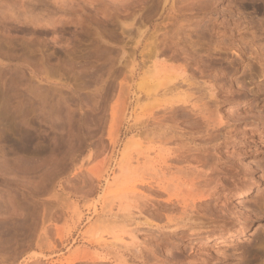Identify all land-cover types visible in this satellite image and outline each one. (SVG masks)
I'll list each match as a JSON object with an SVG mask.
<instances>
[{"label": "rangeland", "instance_id": "rangeland-1", "mask_svg": "<svg viewBox=\"0 0 264 264\" xmlns=\"http://www.w3.org/2000/svg\"><path fill=\"white\" fill-rule=\"evenodd\" d=\"M263 87L264 0H0V264H264ZM194 105L230 137L188 168ZM207 170L210 239L165 201Z\"/></svg>", "mask_w": 264, "mask_h": 264}, {"label": "bare ground", "instance_id": "bare-ground-1", "mask_svg": "<svg viewBox=\"0 0 264 264\" xmlns=\"http://www.w3.org/2000/svg\"><path fill=\"white\" fill-rule=\"evenodd\" d=\"M245 51V49H244ZM216 59V58H215ZM230 66V65H229ZM236 70V69H235ZM227 73V72H226ZM251 79V78H250ZM254 79V78H253ZM219 81V80H218ZM216 84V83H215ZM218 85V84H217ZM244 86V85H243ZM170 87V86H169ZM168 87V88H169ZM200 88V87H199ZM221 88V87H220ZM242 88V87H241ZM247 88V87H246ZM264 88V87H263ZM204 89V88H203ZM213 89V88H212ZM219 89V88H218ZM245 89V88H244ZM253 89V88H252ZM248 90V89H247ZM234 91H236L234 89ZM251 91V90H250ZM260 91V90H259ZM258 91V93H259ZM256 92V90H255ZM246 94L248 92H245ZM244 93V95H245ZM229 94V92H228ZM250 94V93H249ZM248 94V95H249ZM261 94V93H259ZM262 94H264L262 92ZM216 95V94H215ZM230 95V94H229ZM228 95V96H229ZM253 95V94H252ZM255 95H257L255 93ZM259 96V95H258ZM257 96V97H258ZM192 97V96H191ZM246 97V96H245ZM249 97V96H248ZM219 98V97H218ZM229 98V97H227ZM220 99V98H219ZM219 101V100H218ZM221 101V100H220ZM188 102V100H187ZM203 102V101H202ZM205 103V102H204ZM182 104V103H181ZM188 104V103H186ZM196 105V104H195ZM193 108H191L190 110V113L192 116H193V119H198L200 121L199 124H195V126H193L192 130L194 129L195 127V130H196V127L197 129L199 128L201 130V133L198 132L197 135H195V132L194 134L191 132H178L176 134L177 131H175V134L173 132L172 135H176L178 137H184L185 139L183 140L182 144H178L176 147L172 148H168L166 151H167V155H169L170 158L174 159L175 161L178 160V161H185L188 163L187 167L189 168V165L190 163L192 162H196V163H202V164H208L209 160L210 159H216L217 161H219L220 159H222L224 156L219 152L220 151V143L221 141H226L229 139L230 135L228 133L227 135V132H223V130L225 129V126H224V121H223V116L222 115H219V117H217V122L215 121L216 119H214V115L210 114V113H213V112H208L207 108H205L204 110L203 109H199L198 106H195ZM207 105V104H206ZM181 107V106H180ZM177 108V107H175ZM185 108V107H184ZM209 109V108H208ZM257 112V111H256ZM177 113H181V112H178ZM214 114V113H213ZM217 114V113H216ZM223 114V113H222ZM259 114V113H257ZM218 115V114H217ZM216 115V116H217ZM236 115V114H235ZM254 115H256L254 113ZM242 116V115H240ZM246 116V115H245ZM244 116V117H245ZM248 116V115H247ZM260 115L256 116L259 118ZM151 117V116H150ZM198 117V118H197ZM250 117V116H249ZM252 117V116H251ZM263 117L262 115L260 116V118ZM238 118V117H237ZM193 120V121H197V120ZM240 119V118H239ZM186 120V119H185ZM190 120V119H189ZM190 122V121H189ZM188 122V123H189ZM141 123V122H140ZM194 122H192L193 124ZM197 123V122H196ZM191 124V123H190ZM189 124V125H190ZM202 124V126H200ZM142 125V124H141ZM151 126V125H150ZM189 127V126H188ZM191 127V126H190ZM146 131V130H145ZM168 132V131H167ZM230 132V131H229ZM170 133V134H171ZM165 137V136H164ZM168 138V137H167ZM171 138V137H170ZM173 139V136L172 138ZM199 140V141H197ZM219 140H221L220 142H218ZM219 149V150H218ZM164 151V150H163ZM149 152L150 150H143V149H138L137 150V157L138 159H143V158H148L149 157ZM217 153L218 156H217ZM160 154V153H159ZM168 158V157H167ZM216 163V162H215ZM212 165V163H211ZM203 166V165H202ZM193 167V166H192ZM190 167V168H192ZM207 168V167H206ZM213 168V167H212ZM187 169V168H186ZM211 169V168H210ZM215 169V168H214ZM194 171L196 169H193ZM209 170V168H208ZM207 170V171H208ZM180 171V170H179ZM205 171V172H199L196 174V175H199L196 179L194 178L193 180L190 179L192 182L190 184L189 189L185 190V194L181 195L180 193H168L169 195L167 196V198L165 199V201L167 202V204L169 205H173L174 207H177L179 208V211H178V217L173 216V217H169L168 218V226H173V225H176V228L177 229H188L190 230L191 233H194V234H198V233H205L207 238L210 239V238H213L214 236L211 235V232L217 228V225L214 226L215 228L212 229L210 228V226H206L207 224H204L205 222L202 221V219L200 220L199 217L202 216L201 214V211L205 210V209H209L211 207V200H214L215 199V196H219L220 194V186L222 185V182H219V181H216L215 184L214 183V179L212 178H208L209 175H210V172L208 171ZM187 172V171H186ZM188 173V172H187ZM193 173V172H191ZM218 174V173H217ZM236 174V173H235ZM154 175V174H153ZM221 175V174H220ZM218 176V175H217ZM196 177V176H195ZM212 177V176H211ZM216 177V176H215ZM214 178V177H213ZM198 179V180H197ZM219 179V178H218ZM144 185H149L150 181L147 182V181H143V179L141 180ZM154 181V180H153ZM229 182V181H228ZM151 183H154V182H151ZM157 183V182H156ZM155 183V184H156ZM239 183V182H238ZM154 184V185H155ZM162 184V183H161ZM157 187H154L155 191L158 190V191H162L161 187L163 186H160V184H157L156 185ZM165 186V185H164ZM188 186V184H187ZM225 187V184L222 185ZM152 188H153V185H152ZM170 188V187H169ZM168 189V188H167ZM165 189V190H167ZM183 190H184V187H183ZM163 192V191H162ZM161 192V193H162ZM165 192V191H164ZM158 195V194H157ZM160 196V195H158ZM164 200V199H163ZM214 203V202H213ZM229 204V203H228ZM216 205V204H215ZM226 205V204H225ZM229 207V206H228ZM140 208V207H138ZM167 208V206H166ZM225 208V207H223ZM230 208V207H229ZM233 208V207H232ZM234 209V208H233ZM176 211V209H174ZM210 210V209H209ZM226 210V209H225ZM229 210V209H228ZM172 211V210H171ZM207 211V210H206ZM217 211V210H216ZM224 211V210H223ZM227 211V210H226ZM204 212V211H203ZM225 212V211H224ZM228 212V211H227ZM213 213V212H212ZM201 214V216H200ZM208 215V214H207ZM216 215V214H215ZM224 215V214H223ZM228 215V214H227ZM236 215V214H235ZM225 216V215H224ZM228 216H231V215H228ZM227 216V217H228ZM227 217L225 219H227ZM236 218V217H235ZM234 219V218H232ZM223 221V220H222ZM231 221H235L234 220H231ZM230 221V223H231ZM223 223V222H222ZM235 224V222H234ZM236 225V224H235ZM237 226V225H236ZM226 227V226H225ZM224 227V228H225ZM227 228V227H226ZM175 229V228H173ZM228 229V228H227ZM216 230V229H215ZM214 230V231H215ZM218 230V229H217ZM165 231V230H164ZM180 231V230H179ZM178 231V232H179ZM219 231V230H218ZM168 232V231H166ZM174 232V231H173ZM221 232V230H220ZM226 232V231H225ZM171 234V233H170ZM222 234V233H221ZM232 231H228L226 235H232ZM165 235V234H164ZM163 235V236H164ZM215 235V234H214ZM225 235V236H226ZM205 236V235H204ZM135 236L133 235V238ZM183 237V236H182ZM181 238V237H180ZM220 240L219 241H222L221 237H219ZM223 242V241H222ZM134 243V242H132ZM136 243V242H135ZM157 243V242H156ZM155 243V245H157ZM131 244V243H130ZM129 244V245H130ZM160 245V244H159ZM139 246V244H138ZM155 247V246H154ZM153 247V248H154ZM158 247V246H157ZM127 248H130V246H127ZM133 248V247H132ZM134 254L136 256V258H139L140 257V254H141V251H140V248L135 246L134 248ZM159 249V248H156V250ZM161 250V249H160ZM133 251V250H132ZM154 251V250H152ZM202 251V250H201ZM200 251V252H201ZM205 252L202 251V253L198 254L197 252V255H195V257H193V260L194 262L197 261V263L199 262H205V263H208L210 260H213L215 258V254H212V252H207L206 250H204ZM236 251V250H235ZM163 252V251H162ZM144 253V252H143ZM161 253V252H160ZM169 253V252H168ZM195 253V254H196ZM214 253V252H213ZM220 253V252H219ZM218 253V254H219ZM116 254V253H115ZM165 254V253H164ZM224 254V253H223ZM235 254V253H234ZM143 255V254H142ZM232 255V254H231ZM153 256V254H152ZM157 257H153V259L151 261H155L157 264L160 263V262H165V263H169V261L171 260V258L169 256H166V255H163L160 256L159 255H156ZM172 256V255H171ZM219 256V255H218ZM218 256L216 257V259L218 258ZM222 255H220V258ZM115 257V256H114ZM143 257V256H142ZM160 257V258H159ZM144 258V257H143ZM192 258V257H191ZM219 258V259H220ZM187 259V258H186ZM108 260V259H107ZM106 260V261H107ZM149 260V261H150ZM172 261V260H171Z\"/></svg>", "mask_w": 264, "mask_h": 264}]
</instances>
